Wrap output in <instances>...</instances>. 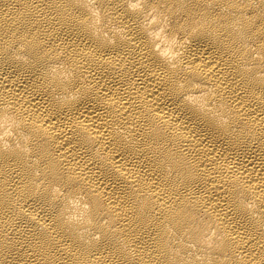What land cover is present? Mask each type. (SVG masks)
I'll return each mask as SVG.
<instances>
[{
    "label": "bare ground",
    "instance_id": "obj_1",
    "mask_svg": "<svg viewBox=\"0 0 264 264\" xmlns=\"http://www.w3.org/2000/svg\"><path fill=\"white\" fill-rule=\"evenodd\" d=\"M0 264H264V0H0Z\"/></svg>",
    "mask_w": 264,
    "mask_h": 264
}]
</instances>
